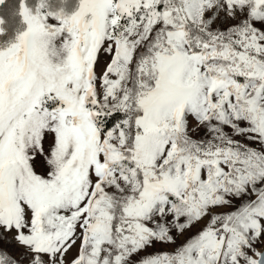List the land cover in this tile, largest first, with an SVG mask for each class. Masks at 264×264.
<instances>
[{"label": "snow or ice", "instance_id": "6c2138e0", "mask_svg": "<svg viewBox=\"0 0 264 264\" xmlns=\"http://www.w3.org/2000/svg\"><path fill=\"white\" fill-rule=\"evenodd\" d=\"M20 14L0 264H264V0Z\"/></svg>", "mask_w": 264, "mask_h": 264}, {"label": "trees", "instance_id": "16d2710c", "mask_svg": "<svg viewBox=\"0 0 264 264\" xmlns=\"http://www.w3.org/2000/svg\"><path fill=\"white\" fill-rule=\"evenodd\" d=\"M46 6L50 9L62 8L71 11L77 5L78 0H45ZM40 0H25V4L34 9ZM0 46L11 42L16 32L23 28L24 21L20 14V0H3L0 3Z\"/></svg>", "mask_w": 264, "mask_h": 264}, {"label": "rangeland", "instance_id": "374dc122", "mask_svg": "<svg viewBox=\"0 0 264 264\" xmlns=\"http://www.w3.org/2000/svg\"><path fill=\"white\" fill-rule=\"evenodd\" d=\"M42 2V0H40V2L39 3H41ZM43 3L45 4V6H46V1L45 0H43ZM26 5V4H25ZM27 6V5H26ZM77 6H78V2H77V5H76V7L74 8V9H72L71 11H66V10H64L65 12H67V13H71L72 11H74L76 8H77ZM27 7H29V6H27ZM47 7V6H46ZM30 8V7H29ZM31 9V8H30ZM57 9H61V8H56V9H52V10H57ZM33 12H35V10H36V7L34 8V9H31ZM22 19H23V17H22ZM24 21V20H23ZM0 29H2L1 28V26H0ZM27 29V24L24 22V26H23V28L22 29H20V30H18L17 32H16V35H15V38L11 41V42H9L8 44H6L5 46H7V45H10L11 43H14L15 42V40H16V37H17V35L19 34V33H21V32H23V31H25ZM2 47H4V46H0V48H2ZM100 71V68L99 67H97V72H99ZM152 250L150 249L149 250V252H151Z\"/></svg>", "mask_w": 264, "mask_h": 264}]
</instances>
